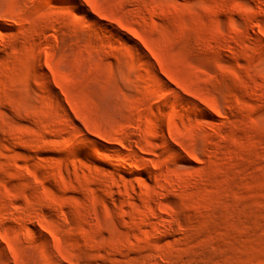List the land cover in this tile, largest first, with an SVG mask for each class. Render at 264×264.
Instances as JSON below:
<instances>
[{"label":"rangeland","instance_id":"obj_1","mask_svg":"<svg viewBox=\"0 0 264 264\" xmlns=\"http://www.w3.org/2000/svg\"><path fill=\"white\" fill-rule=\"evenodd\" d=\"M0 264H264V0H0Z\"/></svg>","mask_w":264,"mask_h":264}]
</instances>
